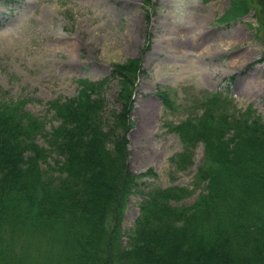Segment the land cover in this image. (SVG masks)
<instances>
[{"label":"trees","instance_id":"obj_1","mask_svg":"<svg viewBox=\"0 0 264 264\" xmlns=\"http://www.w3.org/2000/svg\"><path fill=\"white\" fill-rule=\"evenodd\" d=\"M251 8L264 32V0H232L223 17ZM143 73L139 57L115 62L44 114L0 99V264H264V121L228 91L202 92L199 109L169 128L182 145L175 170L191 167L203 147L192 187L158 186L152 169L135 174L128 164ZM113 79L118 107L109 108ZM156 95L176 108L171 89ZM132 194L138 215L124 230Z\"/></svg>","mask_w":264,"mask_h":264},{"label":"rangeland","instance_id":"obj_2","mask_svg":"<svg viewBox=\"0 0 264 264\" xmlns=\"http://www.w3.org/2000/svg\"><path fill=\"white\" fill-rule=\"evenodd\" d=\"M231 3L198 0L177 26L157 13L161 0H0V99L44 114L49 101L74 96L79 80L102 79L113 63L139 57L144 73L134 86L129 168L152 169L148 181L161 187L191 188L203 147L191 167L175 170L170 160L182 145L169 128L199 109L202 92L228 91L239 110L250 106L264 121V32H257L254 8L224 19ZM165 88L175 92V109L156 95ZM118 90L117 79L105 86L109 108L118 107ZM137 199L129 196L124 230L138 215Z\"/></svg>","mask_w":264,"mask_h":264},{"label":"clouds","instance_id":"obj_3","mask_svg":"<svg viewBox=\"0 0 264 264\" xmlns=\"http://www.w3.org/2000/svg\"><path fill=\"white\" fill-rule=\"evenodd\" d=\"M198 4V0H161L157 13L177 26H184L191 15V9ZM151 11V8H149Z\"/></svg>","mask_w":264,"mask_h":264}]
</instances>
